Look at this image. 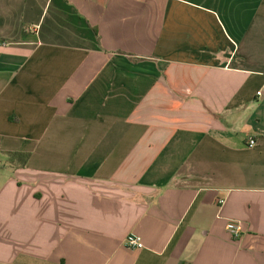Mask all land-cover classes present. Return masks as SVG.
I'll return each instance as SVG.
<instances>
[{
    "label": "crops",
    "instance_id": "0c3cea01",
    "mask_svg": "<svg viewBox=\"0 0 264 264\" xmlns=\"http://www.w3.org/2000/svg\"><path fill=\"white\" fill-rule=\"evenodd\" d=\"M0 264H264V0H0Z\"/></svg>",
    "mask_w": 264,
    "mask_h": 264
},
{
    "label": "built area",
    "instance_id": "2783aa9c",
    "mask_svg": "<svg viewBox=\"0 0 264 264\" xmlns=\"http://www.w3.org/2000/svg\"><path fill=\"white\" fill-rule=\"evenodd\" d=\"M247 144L250 147H254L257 144V140L255 138L251 137V138H249ZM220 202H224V200H220ZM227 229L236 238L237 237H240V235L242 233L241 225L236 220L230 221L227 224ZM127 245H128V247L133 248V249H140V248H143L144 247V243H143L142 237L140 235H138V234H131L128 237Z\"/></svg>",
    "mask_w": 264,
    "mask_h": 264
},
{
    "label": "trees",
    "instance_id": "16d2710c",
    "mask_svg": "<svg viewBox=\"0 0 264 264\" xmlns=\"http://www.w3.org/2000/svg\"><path fill=\"white\" fill-rule=\"evenodd\" d=\"M17 155H19L20 157L24 158V160L26 161L30 154L29 153H17Z\"/></svg>",
    "mask_w": 264,
    "mask_h": 264
}]
</instances>
